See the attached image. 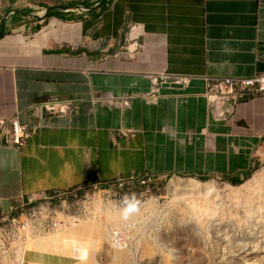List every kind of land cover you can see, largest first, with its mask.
<instances>
[{
  "label": "crops",
  "instance_id": "0c3cea01",
  "mask_svg": "<svg viewBox=\"0 0 264 264\" xmlns=\"http://www.w3.org/2000/svg\"><path fill=\"white\" fill-rule=\"evenodd\" d=\"M2 20L0 118L30 129L36 104L74 109L46 115L24 147H2L0 137V216L92 181L247 175L264 136V98L220 120L205 79L264 73V0H107L90 11L19 0ZM160 75L182 87H153L149 99Z\"/></svg>",
  "mask_w": 264,
  "mask_h": 264
},
{
  "label": "rangeland",
  "instance_id": "374dc122",
  "mask_svg": "<svg viewBox=\"0 0 264 264\" xmlns=\"http://www.w3.org/2000/svg\"><path fill=\"white\" fill-rule=\"evenodd\" d=\"M17 1L0 0V19ZM46 1L76 9L92 0ZM157 86L151 90L162 88ZM156 97L152 90L148 98ZM250 163L236 185L220 171L168 177L127 220L122 206L105 196L92 204L91 217L62 218L55 231L29 236L26 243L0 224L8 227L0 238V264H264V166L255 150ZM88 192L92 195L88 189L78 195ZM133 222L140 227L131 235L132 246L118 252L109 241L112 230Z\"/></svg>",
  "mask_w": 264,
  "mask_h": 264
},
{
  "label": "built area",
  "instance_id": "2783aa9c",
  "mask_svg": "<svg viewBox=\"0 0 264 264\" xmlns=\"http://www.w3.org/2000/svg\"><path fill=\"white\" fill-rule=\"evenodd\" d=\"M127 46L131 52L141 48V45L137 43ZM152 80L154 85L161 87L170 83L182 82L167 75L154 76ZM205 80V97L220 120H227L239 102L256 97L264 98V73L249 78L214 77ZM124 103L129 104L128 101ZM33 108L38 112V121L30 129L23 126L17 117L0 118L2 147H24L28 139L44 127L46 115L68 116L73 112L74 106L70 101L51 99L45 103L36 104ZM255 151L260 164L264 166V136ZM158 185L156 178L148 173L138 178H119L113 183L92 181L74 191L44 193L38 197H30L22 204L19 214H13L14 217L12 213L1 215L0 224L8 225L16 233L17 239L26 243L29 236L36 238L55 231L59 228L62 218L86 217L89 214V208L97 198L103 199L107 196L113 199L115 204L122 206L126 195L135 194L140 204L154 195L159 188ZM81 189H88L92 195L88 192L85 196H79L78 192ZM8 227L0 226V238H3L2 235ZM139 227L140 224L135 222L116 227L110 236V244L119 251H128L132 246L131 235ZM1 243L4 246L0 239V246Z\"/></svg>",
  "mask_w": 264,
  "mask_h": 264
},
{
  "label": "clouds",
  "instance_id": "9594fccd",
  "mask_svg": "<svg viewBox=\"0 0 264 264\" xmlns=\"http://www.w3.org/2000/svg\"><path fill=\"white\" fill-rule=\"evenodd\" d=\"M139 210V201L135 194L126 195L122 201V207L120 209L123 219L127 220L132 217Z\"/></svg>",
  "mask_w": 264,
  "mask_h": 264
},
{
  "label": "water",
  "instance_id": "95a60500",
  "mask_svg": "<svg viewBox=\"0 0 264 264\" xmlns=\"http://www.w3.org/2000/svg\"><path fill=\"white\" fill-rule=\"evenodd\" d=\"M107 0H101L99 3H97L96 5L92 6V7H86L84 5H78L77 7L80 8L82 11H90V10H96L98 9L99 7H101ZM53 8L50 7V8H47L45 10V12L42 14V15H37V14H30L31 16L33 17H36L37 19H42L44 18ZM3 23V20L0 22V26L2 25ZM166 87H173V88H181L182 85L181 84H178V83H170V84H166L165 85Z\"/></svg>",
  "mask_w": 264,
  "mask_h": 264
},
{
  "label": "trees",
  "instance_id": "16d2710c",
  "mask_svg": "<svg viewBox=\"0 0 264 264\" xmlns=\"http://www.w3.org/2000/svg\"><path fill=\"white\" fill-rule=\"evenodd\" d=\"M88 6H92V5H90V4H88ZM3 27V26H2ZM1 27V28H2ZM247 175H245V177H246ZM231 180V182L234 184V185H236V184H241V183H243V181H244V178L243 179H230Z\"/></svg>",
  "mask_w": 264,
  "mask_h": 264
},
{
  "label": "bare ground",
  "instance_id": "6f19581e",
  "mask_svg": "<svg viewBox=\"0 0 264 264\" xmlns=\"http://www.w3.org/2000/svg\"><path fill=\"white\" fill-rule=\"evenodd\" d=\"M99 200H101V198H97L95 201H99ZM95 201H94V203H95ZM88 215L86 216V218L88 217V216H90L91 217V215L93 214L92 212H91V207L89 208V211H88ZM69 218V217H68ZM118 227H120V226H118ZM114 230V229H113ZM112 230V231H113ZM112 234V233H111ZM111 236V235H110ZM114 248V247H113ZM115 249V248H114ZM115 250H117V249H115ZM118 252H121V253H124V252H127V251H119V250H117Z\"/></svg>",
  "mask_w": 264,
  "mask_h": 264
}]
</instances>
